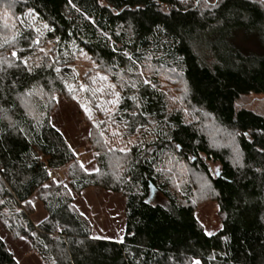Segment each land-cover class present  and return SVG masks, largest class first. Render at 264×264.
<instances>
[{
  "label": "trees",
  "instance_id": "trees-1",
  "mask_svg": "<svg viewBox=\"0 0 264 264\" xmlns=\"http://www.w3.org/2000/svg\"><path fill=\"white\" fill-rule=\"evenodd\" d=\"M204 3L73 0L76 11L68 0H0V57L13 64L0 60V221L28 238L45 264H264V116L237 104L264 94V0ZM30 9L48 25L31 48ZM43 41H54L63 62L45 57L29 73L10 55L23 49L25 60ZM72 44L119 86L129 131L142 125L154 134L144 148L121 152L93 130L99 171L81 168L52 122L54 97L69 94V70L58 65L70 62ZM210 121L232 133L237 157L212 142ZM88 187L123 195L121 241L93 237L71 192ZM202 187L219 205L214 233L196 216ZM34 199L47 214L40 221ZM0 264H19L1 236Z\"/></svg>",
  "mask_w": 264,
  "mask_h": 264
},
{
  "label": "rangeland",
  "instance_id": "rangeland-1",
  "mask_svg": "<svg viewBox=\"0 0 264 264\" xmlns=\"http://www.w3.org/2000/svg\"><path fill=\"white\" fill-rule=\"evenodd\" d=\"M31 17L32 14L27 17L26 23L28 26L34 28L41 27L44 24L37 16L34 21ZM41 30L43 32L46 29L41 28ZM54 45V41H43L36 48L34 54L25 59L28 65L35 67L45 57L55 61ZM41 48L44 49L43 52L40 51ZM67 57L70 58V62L58 66L61 69L66 68L69 70L65 79L69 94L66 96H55L56 104L52 113V122L62 131L76 152L81 164L91 171L98 168L97 153L91 141L93 130L97 131L98 136L103 139L108 148L115 150L126 148L128 151L133 146L144 148L149 142L154 140L152 130L147 127H137L133 132L129 131V128L124 127L125 122L120 117V104L123 99L120 88L93 57L75 44L68 47ZM62 60L58 59L56 61L60 63ZM97 73L107 76V81L100 80ZM93 77H95L96 83H93ZM81 84L85 85L87 90L81 91ZM108 84L116 85L115 91L120 93V102L116 105L106 103L107 100L112 98L110 95L111 90L107 88ZM176 84L179 87L178 82ZM69 85H71L72 90L69 89ZM99 87H103L105 91H93ZM179 89L181 90V87ZM174 90L177 91L175 86ZM169 94L170 98L174 97L170 92ZM177 98L174 97L173 99ZM237 104L238 107L252 109L264 116V94H249L240 98ZM105 108L111 111L105 112L103 110ZM113 121H115V124H113ZM215 124V122L210 121V126L207 125L210 128L209 133L212 142L219 147L228 148L231 150V154L237 157L239 152L233 141L232 133L219 130L220 128L218 129ZM114 131H119L120 135L114 136ZM209 166L213 173H216L219 169L217 163L209 162ZM182 168L183 165L181 166ZM71 192L74 198V205L91 224L93 237L117 241L123 239L126 214L124 197L121 193L98 187H88L80 193H76L73 190ZM208 192L210 190L207 187L200 189L199 194L202 197V202H199L196 206V216L207 233H214L221 227L218 213L219 205L215 200L209 198ZM205 197L209 199L203 200ZM31 204H33L35 209L33 218L39 221L42 220L47 214L41 202L34 199ZM0 236L19 264H45L43 258L34 249L28 238L13 236L5 230L1 221Z\"/></svg>",
  "mask_w": 264,
  "mask_h": 264
},
{
  "label": "snow or ice",
  "instance_id": "snow-or-ice-1",
  "mask_svg": "<svg viewBox=\"0 0 264 264\" xmlns=\"http://www.w3.org/2000/svg\"><path fill=\"white\" fill-rule=\"evenodd\" d=\"M68 4L71 5L73 8H76V6L73 4V0H68ZM204 6L205 7H208L209 6L208 3H207V0H205ZM33 11L34 10H31V9L29 10L30 15L33 13ZM76 11H80V9L79 8H76ZM31 18L34 21L36 19V16L35 15H32ZM41 28L48 29V25L46 23H44V24L41 25V27H34V31L37 33V37L36 38L30 39V36H31L30 33H29L28 36H25L24 37L25 43H27V45H28L29 48H31L34 44H39L40 43L39 37L43 35V32H42ZM16 35H19V33H17ZM11 42H15V35L12 37V41ZM4 43L7 44V43H10V41L8 39H5ZM40 51L43 52L44 49L41 48ZM23 53H24V50L23 49H21L19 52L15 51V50H12L10 52V55L12 57L19 58L20 59V64L24 66V70H26L27 72L31 73L33 71V68L32 67H29L27 61L24 60V59H22ZM124 55L127 56L128 54L127 53H124ZM129 59H131V57H129ZM0 60H2L5 64H8L9 66H13L12 62H9L8 61L7 57H0ZM36 67H39V65H36ZM56 71L59 72L60 70L57 68ZM127 71L131 72L132 69L129 68V69H127ZM140 75L142 76L143 73H140ZM97 76H99L100 80H102V81H107V79H108L107 76L100 75L99 73H97ZM92 81H93V83H96L95 77L92 78ZM143 82L144 83H150V81H148V80H144ZM127 86H128L127 82H124L123 79L121 78L120 87L123 88V87H127ZM8 87L10 89L11 88H15L16 87V82L14 81L13 84L10 85V86H8ZM68 87H69L70 90H72L71 85H69ZM131 87L132 88H136V84L135 83H131ZM107 88L109 90H111L110 91V95H111L112 98L110 100H107L106 103L112 104V105L118 104L120 102V93L117 92V91H115L116 85H114V84H108L107 85ZM80 90L81 91L87 90L86 89V86L83 85V84H81L80 85ZM93 91L94 92H104L105 89L103 87H99V88L94 89ZM26 94H28V93H26ZM130 99H132V97H130ZM140 107H141V105L139 103H137V105H136L137 110ZM103 110L105 112L111 111L110 109H107V108H105ZM129 115L131 117H135L137 115V111H133V112L129 113ZM109 119H111V117H109ZM113 124H115V121H113ZM124 127L125 128H128V127H130V125L127 122H125L124 123ZM141 127H143V126L141 125ZM101 135H103V133H101ZM113 135L114 136H119L120 135V132L119 131H114L113 132ZM129 143H131V141H129ZM109 150L110 151H113V149H109ZM118 151L125 152V151H127V149L126 148H121V149H118ZM81 168H84V165L83 164H81ZM3 171H4V169L0 168V172H3ZM94 171H99V170L98 169H94ZM49 175H51V173H49ZM47 186L48 185H44V187H47ZM2 203H4V201H0V204H2ZM193 264H200V261L199 260H195V261H193Z\"/></svg>",
  "mask_w": 264,
  "mask_h": 264
}]
</instances>
